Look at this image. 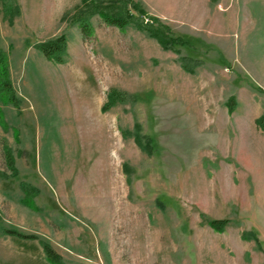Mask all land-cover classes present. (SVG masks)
<instances>
[{
    "label": "rangeland",
    "instance_id": "1",
    "mask_svg": "<svg viewBox=\"0 0 264 264\" xmlns=\"http://www.w3.org/2000/svg\"><path fill=\"white\" fill-rule=\"evenodd\" d=\"M132 1L191 45L98 15L83 36V0H0L19 99L0 103V264H52L42 242L61 264H264V0ZM61 33L54 63L35 44ZM180 56L201 62L189 73ZM110 89L125 100L102 112Z\"/></svg>",
    "mask_w": 264,
    "mask_h": 264
},
{
    "label": "trees",
    "instance_id": "2",
    "mask_svg": "<svg viewBox=\"0 0 264 264\" xmlns=\"http://www.w3.org/2000/svg\"><path fill=\"white\" fill-rule=\"evenodd\" d=\"M137 13L144 14L139 5L132 0H83L82 5L76 6L71 15V20L73 23L78 24L83 36H88L91 33L90 17L98 15L105 23L118 28H124L128 25L135 26L137 29L144 31L149 37L155 39L163 49H173L178 52L179 47L191 45L188 39L183 36L174 35L170 27L158 18L149 17L144 22L139 19ZM35 47L47 60L54 63H62L66 49L65 34L61 33L48 40L38 42L35 44ZM179 58L181 67L189 73H193L195 67L201 62L200 59L191 58L189 56H180ZM124 94L125 93L117 91L116 89H110L107 94L106 102L103 103L100 108L101 111H106L117 101L125 100ZM18 101L19 99L15 94L9 75L7 54L0 46V103L16 106ZM232 102L233 97L226 102V106L230 112L234 109ZM1 112L0 110V117ZM256 123L264 129L263 116L258 117ZM134 139L136 143L141 142L140 136L137 134H135ZM146 144L150 147L148 139ZM3 151L6 168L10 171L12 176H15L17 174V169L15 167L12 151L7 145H4ZM0 175L7 177V175L2 172H0ZM20 188L21 191L24 192L21 201H24L28 207L34 209L36 205L34 206L31 202V198L35 196L37 189L26 182H21ZM228 221L227 218H215L209 220L208 223L214 230L221 231ZM8 232L16 234L21 238H34L33 235H25L23 233H17L16 231ZM242 237L248 239L249 236L245 233ZM254 239L257 241L256 238ZM41 244L48 261L52 264L62 263L60 255H58L48 243L42 242Z\"/></svg>",
    "mask_w": 264,
    "mask_h": 264
}]
</instances>
